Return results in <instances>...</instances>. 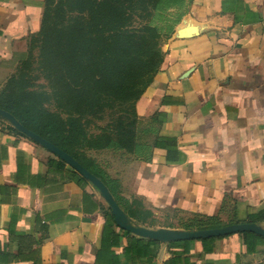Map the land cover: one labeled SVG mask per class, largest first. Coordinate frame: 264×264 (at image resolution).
I'll use <instances>...</instances> for the list:
<instances>
[{
    "label": "crops",
    "instance_id": "obj_1",
    "mask_svg": "<svg viewBox=\"0 0 264 264\" xmlns=\"http://www.w3.org/2000/svg\"><path fill=\"white\" fill-rule=\"evenodd\" d=\"M46 1L0 0V91ZM162 50L133 150L88 151L90 172L134 227L264 231V0H190ZM9 127L0 117V264H264L253 232L164 242L120 228L92 182Z\"/></svg>",
    "mask_w": 264,
    "mask_h": 264
},
{
    "label": "trees",
    "instance_id": "obj_2",
    "mask_svg": "<svg viewBox=\"0 0 264 264\" xmlns=\"http://www.w3.org/2000/svg\"><path fill=\"white\" fill-rule=\"evenodd\" d=\"M188 1L47 0L41 30L31 37L28 57L16 71L19 76L15 73L0 91V109L65 151L88 171V151H132L137 125L135 103L160 71L164 61L162 46L179 20L168 34H163L155 24L156 18L182 8ZM44 46L57 49L56 73L58 77L62 74V80L68 83L64 88L69 96L57 100L59 109L66 111V118L45 107L44 93L26 89V71L34 63V50H44ZM100 87L116 98L125 96L133 100V122L109 126L104 131L111 135L89 136L82 119L90 105L83 96L89 99ZM8 129L27 138L12 127Z\"/></svg>",
    "mask_w": 264,
    "mask_h": 264
},
{
    "label": "rangeland",
    "instance_id": "obj_3",
    "mask_svg": "<svg viewBox=\"0 0 264 264\" xmlns=\"http://www.w3.org/2000/svg\"><path fill=\"white\" fill-rule=\"evenodd\" d=\"M181 8H175L166 11L161 17L156 18L155 24L161 28L163 34H168L171 27L179 19ZM35 60L32 68L26 71V89L28 92L44 93L45 107L54 113L64 114L66 111L59 109V98H67L69 92H65L64 86L68 87V83L62 80L61 75L57 76V49L47 47L42 50L41 47L34 50ZM20 72L16 75L19 76ZM60 94H57V93ZM85 102L89 103L87 107L86 117L82 119V123L89 136L111 135L104 130L124 122L129 125L133 122V100L120 96L116 98L104 88L100 87L96 90V94L87 98ZM48 100V101H47ZM88 122L90 125H88ZM85 152V151H84Z\"/></svg>",
    "mask_w": 264,
    "mask_h": 264
},
{
    "label": "water",
    "instance_id": "obj_4",
    "mask_svg": "<svg viewBox=\"0 0 264 264\" xmlns=\"http://www.w3.org/2000/svg\"><path fill=\"white\" fill-rule=\"evenodd\" d=\"M0 117L8 120L10 124H12L17 131L24 134L27 138H30L31 140L40 144L42 147H44L52 154H54L57 158L65 162L74 171L79 173L83 178L92 182L99 189L102 196L105 198L106 202L111 207L116 224L120 228L128 232H131L135 235L144 238H149L164 242L220 237V236H225L240 232H253L258 234L259 236L264 237V231L261 230L259 227H257L255 224H237V225L229 226L227 228L202 230L197 232H175V231H164V230L153 231V230L134 227L128 224L125 214L123 213L117 202L112 197L108 188L95 175H93L90 171H88L85 167H83L77 160H75L72 156H70L65 151L61 150L51 142L45 140L41 136L35 134L34 132L30 131L29 129L21 125L11 114L1 109H0Z\"/></svg>",
    "mask_w": 264,
    "mask_h": 264
}]
</instances>
